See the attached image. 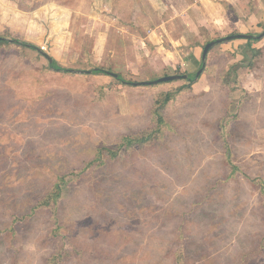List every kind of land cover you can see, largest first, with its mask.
<instances>
[{"label": "rangeland", "instance_id": "374dc122", "mask_svg": "<svg viewBox=\"0 0 264 264\" xmlns=\"http://www.w3.org/2000/svg\"><path fill=\"white\" fill-rule=\"evenodd\" d=\"M101 1L87 0L91 7L75 0H0V33L22 37L72 69L90 70L91 60L125 79L162 75L149 62L156 54L144 39L146 28L133 24L141 15L152 20L150 0H107L105 9ZM130 21L135 36L128 34L127 41L120 30ZM231 23L197 31L203 41L238 33ZM101 36L105 44L93 53ZM239 44L244 41L235 38L210 49L192 91L163 109L168 125L161 137L122 147L112 159L104 149L103 163L89 165L77 177L70 173L91 161L98 147L116 151L122 134L148 126L156 92L185 80L133 87L110 74L53 71L36 49H0V264H47L55 251L61 254L56 264H176L173 251L183 242L174 237L176 231L193 233L221 259L238 234L264 231L260 185L240 172L264 175V59L255 67H239V87L231 89L221 73L241 58ZM130 54L143 58L123 57ZM175 66L165 73L192 74L199 63ZM107 84L112 87L98 90ZM223 116L231 119L227 146L217 125ZM227 153L240 171L223 179L231 167ZM62 174L68 177L55 208H36L27 223L13 221L27 216ZM202 206L215 216L198 217ZM188 256L186 264H195Z\"/></svg>", "mask_w": 264, "mask_h": 264}, {"label": "trees", "instance_id": "16d2710c", "mask_svg": "<svg viewBox=\"0 0 264 264\" xmlns=\"http://www.w3.org/2000/svg\"><path fill=\"white\" fill-rule=\"evenodd\" d=\"M132 25V24H131ZM264 28V25L263 27ZM232 34V32H227L224 35ZM222 36V35H221ZM216 37H207L205 40L200 44L201 45V53L202 48L206 42L209 40H212ZM258 37H250V38H236L241 39L244 41V44H239L237 47L239 48V54H241V58L237 61L231 62L227 66V68L221 73V80L224 84L229 85L231 89H236L239 87V82L237 79L236 71L239 67L247 66V67H255V65L258 64L259 60L261 61L264 59V48L262 47H256L254 44L262 39ZM234 40V39H231ZM227 40V42L231 41ZM226 42V41H225ZM220 43H215L212 45L209 49L207 54L209 53L210 49L213 48L215 45H218ZM9 46H15L17 48H31L36 49L38 51H41L39 47H37L35 44L24 40L22 37L14 36V35H7L6 33H0V49H3L5 47ZM201 53H200V60H199V67L202 63L201 61ZM207 56V55H206ZM90 66L88 67L91 70V74H109V71H112L111 68L106 64H98L96 62H92L89 60ZM198 67V68H199ZM48 69H52L53 71L62 72V73H71L72 71L71 67H67L59 63L55 58H52L50 62H48ZM114 72V71H113ZM196 72V71H195ZM195 72L190 74L188 73L187 78H179L184 79L185 82L183 84H180L178 86H175L173 88H170L168 90H162L158 91L153 95L152 104H151V113H150V119L149 124L145 128L141 130H136L134 132L122 134L120 137V142L116 148V151L112 150L111 147H98L95 150V156L91 158V161L88 160L86 164L77 172L72 171L70 175H74L77 177L79 175V172L88 167L89 165H92L93 163H97V165H101L103 163V160L101 159L102 155H100L103 150H107L109 158H115L117 154V150L121 149L122 147L125 149H128L132 146H140L148 143L149 141L153 139H158L162 135L163 128L168 125V122L163 117V109L165 107L174 105L178 99V97L181 95V93L186 91H192L193 85L196 83L197 78L195 79L194 75ZM116 75H112L113 79L116 82H125L126 84L135 87V80L131 79H125L121 72L116 71ZM168 73H164L162 75H165ZM152 78H157L152 77ZM178 80V79H174ZM137 86H145V87H152L154 84L150 85H137ZM112 86L110 84L107 85H100L98 87V90H106V88H111ZM103 91V92H104ZM197 98V94L195 96ZM209 98V97H208ZM246 98V94L243 93L238 99L239 104L244 101ZM216 99V98H215ZM240 106V105H239ZM208 114L206 113L205 116ZM233 119H235V115L229 114ZM229 122H231L230 117L223 116L219 118L217 121V125L219 127L220 134L222 135L223 139L221 138L223 145L227 146V127L229 126ZM99 155V156H98ZM105 160V159H104ZM226 160L230 164V170L225 174L223 179L230 178L235 173H238L240 171L239 167L235 165L233 162H231L229 154L227 153ZM242 175L247 179V181L251 182L254 185H260L259 191L261 194L264 195V175H258V176H250L249 174L242 172ZM67 174H62L57 177V179L54 181L53 185L50 187V190L40 197L35 204L30 209V212L26 215L15 217L13 216V221H20L24 220L26 223L33 217V211L36 208L39 207H46L52 204V206L55 208L56 203L58 201V198L60 197V187L64 181H66ZM264 206V202L262 203ZM205 206L200 207V211L198 212V217L204 216V214H211L212 216H215L214 212L209 211V209ZM264 215V211H263ZM219 222V220L217 221ZM214 222V223H217ZM213 234L214 231H213ZM175 238H178L182 240V244L178 247V249L173 251V257L174 262L176 264H186L188 261L189 256L193 255L195 257V264H264V231H254V232H246L243 235H237L235 239L234 246L230 249V247H227V250L222 252L221 259L218 257H212L207 250L203 247V242H198L195 240V236L193 233L190 232V234H185L179 231H176V233H173ZM194 236V237H193ZM217 236V234H215ZM191 239L190 244L192 245L190 248L187 246V241ZM214 248H217L216 245H214ZM190 253V254H188ZM61 254L58 251L52 252L49 257L47 258V264H56L55 260L57 261V258L60 257Z\"/></svg>", "mask_w": 264, "mask_h": 264}, {"label": "crops", "instance_id": "0c3cea01", "mask_svg": "<svg viewBox=\"0 0 264 264\" xmlns=\"http://www.w3.org/2000/svg\"><path fill=\"white\" fill-rule=\"evenodd\" d=\"M75 1L78 2L77 6L82 3L85 4V1L89 4L87 0ZM150 2L155 9H153L154 16L152 20L149 21L147 17L141 15L139 20L137 18L133 24L146 28L145 35H143L144 39H148L153 48H155L153 54H156L149 62L155 67L154 71L157 75L164 74L167 69L176 70L175 64L187 67L189 64L194 66L199 63L200 44L203 42V37L198 33L197 28L204 27L207 29L212 24L225 27L223 24L236 22L238 32L258 34L262 31L264 25V0H150ZM99 3L105 9L107 0H102ZM93 4L96 5L94 2ZM127 5L131 7L132 3L128 2ZM77 6L75 5V7ZM90 6L93 7L94 5ZM132 7L134 8V3ZM133 8L130 10L132 11ZM65 9L70 13L74 10L70 6H66ZM134 9H140L139 5ZM245 11H249L247 12L248 16H245ZM243 17L245 18L243 19ZM246 19L248 20L246 21ZM70 23L71 21H69V25ZM130 24H132V21L125 25L126 28L122 27L120 30L122 37L126 35L125 40L127 41H131L128 34L135 36V33L128 29ZM105 41L106 37L101 36L98 42L93 43L91 51L96 53V48H101ZM262 43H264V36L254 45L262 47ZM63 55L66 56V54ZM93 55V59L100 57V54ZM133 56L136 59H139V57H141L140 59L143 58L139 54H130L129 57L124 55L123 57L127 60H132ZM136 59L135 62H137ZM127 62L132 63V61ZM253 85L260 90L261 85L255 82Z\"/></svg>", "mask_w": 264, "mask_h": 264}, {"label": "water", "instance_id": "95a60500", "mask_svg": "<svg viewBox=\"0 0 264 264\" xmlns=\"http://www.w3.org/2000/svg\"><path fill=\"white\" fill-rule=\"evenodd\" d=\"M264 36V28L262 29V31L256 35L253 34H249V33H242V32H238V33H232V34H227L224 36H220L217 38H214L212 40H209L208 42H206L202 48V53H201V65L200 67L196 70L194 78L196 79L198 77V75L202 72L204 65H205V59H206V55L208 52V49L214 45L215 43H220L222 41H227V40H231V39H235V38H250V37H262ZM41 53L48 59V61L50 62L52 60V57L47 54L46 52L41 51ZM72 71H77V72H87L90 73L91 70H82V69H71ZM110 75H116L115 72L109 71ZM188 75L186 73H172V74H165V75H161L158 76L155 79H150V80H140V81H135L133 82V84L136 85H150V84H155L158 83L160 81H167V80H173V79H179V78H187Z\"/></svg>", "mask_w": 264, "mask_h": 264}]
</instances>
